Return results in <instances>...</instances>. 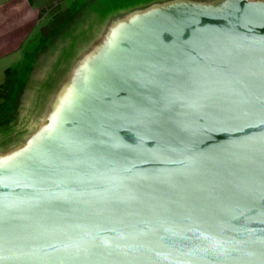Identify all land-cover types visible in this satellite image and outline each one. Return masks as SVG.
Here are the masks:
<instances>
[{"label":"water","instance_id":"1","mask_svg":"<svg viewBox=\"0 0 264 264\" xmlns=\"http://www.w3.org/2000/svg\"><path fill=\"white\" fill-rule=\"evenodd\" d=\"M0 264H264V0L114 16L0 151Z\"/></svg>","mask_w":264,"mask_h":264},{"label":"rangeland","instance_id":"2","mask_svg":"<svg viewBox=\"0 0 264 264\" xmlns=\"http://www.w3.org/2000/svg\"><path fill=\"white\" fill-rule=\"evenodd\" d=\"M86 1L88 3L81 8L75 21L53 40L49 39L42 44L43 40L39 39L31 47L34 36L22 47L21 52L0 58V90L7 78V68L15 66L22 70L20 76L25 77L27 74L17 119L11 131L4 130L0 134V151L23 142L38 127L57 88L70 74L78 58L102 37L114 16L162 0ZM67 6L65 1L56 0L44 8L53 13L55 9H65ZM14 59L15 62H12ZM27 66L30 68L28 72Z\"/></svg>","mask_w":264,"mask_h":264},{"label":"crops","instance_id":"3","mask_svg":"<svg viewBox=\"0 0 264 264\" xmlns=\"http://www.w3.org/2000/svg\"><path fill=\"white\" fill-rule=\"evenodd\" d=\"M55 1L0 0V58L21 52L28 40L41 31L46 21L52 20L64 10L55 9L51 13L49 9L44 8ZM64 1L68 4L65 9L73 5L70 4L73 0ZM12 62H15V59Z\"/></svg>","mask_w":264,"mask_h":264},{"label":"trees","instance_id":"4","mask_svg":"<svg viewBox=\"0 0 264 264\" xmlns=\"http://www.w3.org/2000/svg\"><path fill=\"white\" fill-rule=\"evenodd\" d=\"M86 3H88L86 0H76L72 6L64 9L52 20L48 21L35 36L31 47H34L39 39L43 40L42 44H44L49 39L53 40L59 36L68 25L75 21L81 8ZM29 70L30 68L27 66V72ZM21 71L20 68H15V66L6 70L5 76L7 78L0 90V134L4 130H7V132L11 131L14 121L17 119L20 96L27 77V74L25 77L20 76L19 72L21 73Z\"/></svg>","mask_w":264,"mask_h":264}]
</instances>
